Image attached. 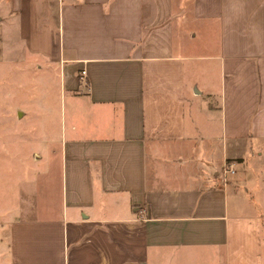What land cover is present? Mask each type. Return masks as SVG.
Instances as JSON below:
<instances>
[{
	"label": "crops",
	"instance_id": "0c3cea01",
	"mask_svg": "<svg viewBox=\"0 0 264 264\" xmlns=\"http://www.w3.org/2000/svg\"><path fill=\"white\" fill-rule=\"evenodd\" d=\"M4 60L66 97L0 264H264V0H0Z\"/></svg>",
	"mask_w": 264,
	"mask_h": 264
},
{
	"label": "rangeland",
	"instance_id": "374dc122",
	"mask_svg": "<svg viewBox=\"0 0 264 264\" xmlns=\"http://www.w3.org/2000/svg\"><path fill=\"white\" fill-rule=\"evenodd\" d=\"M0 61V241L10 220L35 216L39 156L64 127L58 75L34 62Z\"/></svg>",
	"mask_w": 264,
	"mask_h": 264
},
{
	"label": "built area",
	"instance_id": "2783aa9c",
	"mask_svg": "<svg viewBox=\"0 0 264 264\" xmlns=\"http://www.w3.org/2000/svg\"><path fill=\"white\" fill-rule=\"evenodd\" d=\"M84 75V73H82V76ZM228 172H231L232 173V170L231 169H228L225 171V173H228Z\"/></svg>",
	"mask_w": 264,
	"mask_h": 264
}]
</instances>
